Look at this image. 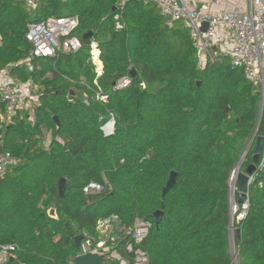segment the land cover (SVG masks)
Returning a JSON list of instances; mask_svg holds the SVG:
<instances>
[{"label":"trees","instance_id":"obj_1","mask_svg":"<svg viewBox=\"0 0 264 264\" xmlns=\"http://www.w3.org/2000/svg\"><path fill=\"white\" fill-rule=\"evenodd\" d=\"M117 3L39 0L30 10L22 0H0V68L30 55L27 24L47 16L77 15L74 35L81 42L75 52L32 60L31 71L12 69L38 87L39 103L33 120L16 115L0 128V149L15 159L0 178V244L17 247L7 264H73L75 235L91 233L97 218L112 213L126 223L152 222L141 243L148 264H233L230 175L254 133L259 93L227 59L198 69L187 29L167 28L154 6L127 0L120 9ZM113 7L123 29L115 28ZM91 40L103 65L97 85ZM126 76L130 83L115 88ZM110 119L113 132L104 135L101 126ZM256 134L264 136V113ZM252 148L240 171L251 163ZM171 171L176 181L162 199ZM61 178L67 180L62 198ZM91 182L102 190L84 193ZM246 192V214L234 222L237 264H264V167L258 163ZM161 202L155 226L152 213Z\"/></svg>","mask_w":264,"mask_h":264},{"label":"built area","instance_id":"obj_2","mask_svg":"<svg viewBox=\"0 0 264 264\" xmlns=\"http://www.w3.org/2000/svg\"><path fill=\"white\" fill-rule=\"evenodd\" d=\"M30 10L38 7L39 0H22ZM127 0H118L117 7L122 9ZM154 6L167 28L181 25L188 35L195 51L196 66L204 68L220 59H227L232 67L242 70L244 77L259 93V111L264 107V0H135ZM115 28L120 30L124 24L120 13L113 14ZM79 25L78 16L63 14L47 16L41 21L27 24L26 39L31 43L30 55L16 63L0 68V128L10 124L18 115L33 120L34 108L39 103L38 87L32 81H23L12 74V69L24 67L33 69L32 60L54 57L59 53L75 52L81 42L74 35ZM90 60L94 68V83L102 76L103 65L97 43L90 41ZM130 83L128 76L117 81L115 88ZM105 100V95H99ZM110 124V129L105 130ZM114 122L108 120L101 126L104 135L113 132ZM6 126V125H5ZM122 162V160H121ZM15 159L0 149V178ZM264 167V147L258 161ZM252 176L249 178V183ZM233 180V181H232ZM231 183L233 186H231ZM229 195L234 200L236 223L246 214L247 200L235 205L234 169L230 175ZM102 186L95 182L83 187L84 193H96ZM232 208V204L230 209ZM237 212V210H236ZM152 222L134 217L130 223L122 221L117 214H108L96 219L91 233H80L82 239L78 255L91 254L102 257V264H148L149 256L141 243L148 236ZM16 245L0 244V264H7L16 258ZM237 256L234 254L233 259Z\"/></svg>","mask_w":264,"mask_h":264},{"label":"water","instance_id":"obj_3","mask_svg":"<svg viewBox=\"0 0 264 264\" xmlns=\"http://www.w3.org/2000/svg\"><path fill=\"white\" fill-rule=\"evenodd\" d=\"M113 12H115V7L112 9ZM92 35V31H88L84 37L88 38ZM129 75L132 78L136 77V71L133 67L129 68ZM263 112H264V107H263ZM53 119L57 122V118L54 116ZM262 120V113L259 114L256 127L254 130V133L246 146L245 150L243 151L242 155L240 156L239 159V171L237 172L235 176V205H242L246 200H247V187L249 184V178L252 176L253 171L256 168V164L259 161L260 154L263 150L264 147V136L263 135H257V129L261 123ZM252 148V154L251 158L252 161L249 163L244 171H240V165L242 164L248 150ZM237 164V165H238ZM235 169V168H234ZM176 181V172L171 171L169 173V177L165 183V185L161 189V197L162 199L165 197L166 193L174 186ZM67 184V180L65 178H61L60 181L58 182V192H59V197L62 198L64 195V190ZM232 204V197L230 196V206ZM162 208H163V202L160 204V208L157 209L152 213V217L154 218L155 226H157L162 218ZM47 214L50 218L56 219V212L54 208H49L47 210ZM230 226L233 227V222L231 221ZM240 230L238 228H235V235L239 236ZM82 239L81 234H77L74 237V244L76 246L79 245L80 240ZM73 264H102V257L97 256V255H91V254H84V255H78L74 258Z\"/></svg>","mask_w":264,"mask_h":264},{"label":"rangeland","instance_id":"obj_4","mask_svg":"<svg viewBox=\"0 0 264 264\" xmlns=\"http://www.w3.org/2000/svg\"><path fill=\"white\" fill-rule=\"evenodd\" d=\"M5 125H8V124H4V126ZM50 139H51L50 132H46V135H45V138H44V144L47 145L49 143ZM236 166H237V164H236ZM229 190H230V186H229ZM232 203H233L232 205H234V200L233 199H232ZM230 213H231L230 223H231V221L233 222V227H231L230 225L228 227L229 250H230V254H231V262L233 264H237V256L235 257V259H233L234 254H236V247H235V244H234L235 228L236 227L234 226V222L236 223V220L235 219H236V214L237 213L236 212L233 213V211H231V210H230Z\"/></svg>","mask_w":264,"mask_h":264},{"label":"bare ground","instance_id":"obj_5","mask_svg":"<svg viewBox=\"0 0 264 264\" xmlns=\"http://www.w3.org/2000/svg\"><path fill=\"white\" fill-rule=\"evenodd\" d=\"M110 124H108V125H106V127H105V130H109L110 129ZM107 127H108V129H107ZM239 164L237 165V168L236 169H234V176H236V174H237V172L239 171ZM233 181V180H232ZM231 186H233V184L231 183ZM233 204V203H232ZM233 209V210H232ZM231 211H233V213L234 212H236V210H234V205H232V208H231Z\"/></svg>","mask_w":264,"mask_h":264}]
</instances>
